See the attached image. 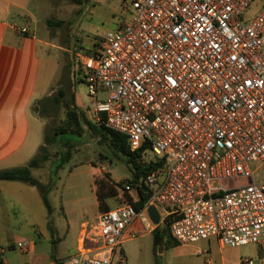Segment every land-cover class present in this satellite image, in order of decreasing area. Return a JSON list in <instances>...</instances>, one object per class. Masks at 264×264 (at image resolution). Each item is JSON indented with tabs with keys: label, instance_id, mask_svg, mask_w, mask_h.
<instances>
[{
	"label": "built area",
	"instance_id": "1",
	"mask_svg": "<svg viewBox=\"0 0 264 264\" xmlns=\"http://www.w3.org/2000/svg\"><path fill=\"white\" fill-rule=\"evenodd\" d=\"M255 1L131 0L98 52L79 55L95 122L155 169L139 181L141 211L123 202L85 221L64 264H113L125 234L159 227L178 244L264 252V0L245 18Z\"/></svg>",
	"mask_w": 264,
	"mask_h": 264
},
{
	"label": "rangeland",
	"instance_id": "2",
	"mask_svg": "<svg viewBox=\"0 0 264 264\" xmlns=\"http://www.w3.org/2000/svg\"><path fill=\"white\" fill-rule=\"evenodd\" d=\"M13 2L18 7H12L11 22L19 29L25 24L32 36L44 42L37 46L41 57L37 92L43 95L36 99L32 107L33 114L42 125L37 139L39 146H43L46 132L51 133L53 126L60 127L67 121L69 106L75 107L86 119L95 121L93 100L84 73H78L76 59L79 55L90 53L100 38L125 23L123 8L126 0ZM1 4L4 7V3ZM262 7L260 0L255 1L246 11L245 18L254 19ZM57 100L60 108L55 106ZM38 102L53 108L42 117L35 111ZM49 150L50 160L32 173L49 192L51 214L44 204L42 192L36 187L22 182L0 183V190L8 200L9 231L12 234L8 238L4 235L3 221H0V241L5 247L12 244L6 256L13 262L29 258L27 254L20 255L17 244L30 240L38 242L41 249L50 248L51 256L66 261L76 253L81 223L95 221L102 212L99 210L96 214L95 189L99 180L110 174L109 180L117 185L115 182L122 184L137 175L134 167L127 166L125 156L116 155L110 144L94 139L90 132L80 139L72 151L70 162L62 170L56 171L57 150L54 147ZM37 152L40 153L39 148L35 155ZM101 153L107 159L101 160ZM148 158H153V155L148 153ZM134 193L132 190L129 194ZM126 194L118 189L111 208L128 202ZM124 238H131L122 245L125 264H264V252L259 248L253 245L221 247L216 238L180 245L169 237L168 232L159 238L154 232L134 238L127 233ZM119 255L118 252L113 264H120Z\"/></svg>",
	"mask_w": 264,
	"mask_h": 264
},
{
	"label": "crops",
	"instance_id": "3",
	"mask_svg": "<svg viewBox=\"0 0 264 264\" xmlns=\"http://www.w3.org/2000/svg\"><path fill=\"white\" fill-rule=\"evenodd\" d=\"M1 3H4V7ZM12 7H18L13 0H0V170L27 166L35 156L36 149L42 146H39L37 139V132L42 125L40 119L33 114L32 107L36 99L43 95L37 92L41 62L37 46L44 42L32 36L30 31L27 35L21 33V29L27 26L23 24L19 29L11 22ZM2 182L7 181H0ZM96 190L97 214L99 203ZM9 212L6 195L0 190V221H3L2 225L6 232L4 235L7 238L12 235L9 231ZM83 223H81L77 239ZM154 234L160 236L157 230ZM129 240L131 238H124L122 245ZM28 242L32 244L28 253L17 249L21 256L27 254L29 258L13 262L7 257L12 244L5 247L0 241V254L4 264H55L56 260H63L57 256H51L50 248L41 249L38 242L34 240ZM122 245L119 251V263L121 259H124V262L120 264H125L126 255Z\"/></svg>",
	"mask_w": 264,
	"mask_h": 264
},
{
	"label": "trees",
	"instance_id": "4",
	"mask_svg": "<svg viewBox=\"0 0 264 264\" xmlns=\"http://www.w3.org/2000/svg\"><path fill=\"white\" fill-rule=\"evenodd\" d=\"M131 0H126V3ZM101 38L92 49L88 56H93L98 52L100 47ZM78 65V73H83L80 59H76ZM78 75V74H77ZM55 106L60 108L59 101ZM53 108V107H52ZM48 107L47 103L38 102L35 106V111L38 115L42 116L52 109ZM86 132H90L94 139H102L104 143H108L112 146L116 155H123L126 157L127 166L134 167L137 170V175L132 180L125 183L118 184L115 181L113 185L109 180V176L105 175L99 183H97L96 192L99 203V210L107 212L112 210L111 201L118 196V189L124 190L126 184H129L135 193L129 194L131 191L124 193L129 204H131L136 211H141L144 206L146 196L143 189L139 187V181L149 175L154 169V164H146L142 161V151H131L127 138L119 133H116L106 127L103 123L92 122L85 118L84 114L78 111L75 107L69 106L67 111V121L60 127L53 126L52 132H46L44 138V145L39 148L40 153H37L28 163L27 166L12 168L7 170H0V181L7 182H22L36 187L42 192V198L45 206L48 209V213L51 214V206L48 199L49 192L45 190V187L33 176V170L40 169L42 165L50 160L51 153L50 147H54L57 150L58 160L56 161V171L62 170L64 166L70 162L72 158V151L77 147L80 139L84 137ZM101 160L107 159V156L103 153L100 155ZM123 186V187H122ZM157 232L160 236L169 233L167 227H159ZM169 237H172L169 234ZM173 240V239H172ZM177 245H180L176 243ZM65 260H56L55 264H64ZM0 264H4L2 255L0 254Z\"/></svg>",
	"mask_w": 264,
	"mask_h": 264
},
{
	"label": "water",
	"instance_id": "5",
	"mask_svg": "<svg viewBox=\"0 0 264 264\" xmlns=\"http://www.w3.org/2000/svg\"><path fill=\"white\" fill-rule=\"evenodd\" d=\"M148 214L152 220V222L155 224V225H159L160 224V215L158 213V211L154 208V207H150L149 210H148ZM158 235V233H157ZM156 235V236H157Z\"/></svg>",
	"mask_w": 264,
	"mask_h": 264
},
{
	"label": "flooded vegetation",
	"instance_id": "6",
	"mask_svg": "<svg viewBox=\"0 0 264 264\" xmlns=\"http://www.w3.org/2000/svg\"><path fill=\"white\" fill-rule=\"evenodd\" d=\"M156 238H159V236H156Z\"/></svg>",
	"mask_w": 264,
	"mask_h": 264
}]
</instances>
